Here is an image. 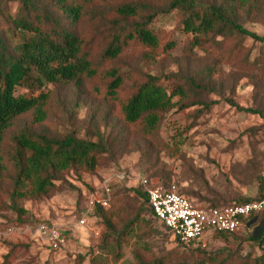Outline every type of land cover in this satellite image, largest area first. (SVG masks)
Here are the masks:
<instances>
[{
  "label": "rangeland",
  "instance_id": "374dc122",
  "mask_svg": "<svg viewBox=\"0 0 264 264\" xmlns=\"http://www.w3.org/2000/svg\"><path fill=\"white\" fill-rule=\"evenodd\" d=\"M196 1L203 7L220 0ZM124 2L146 3V15L156 14L164 7L160 0H118L106 4L90 0L89 6L107 11ZM10 6L15 12L17 3ZM259 11L258 16L243 18L240 23L264 37V5ZM181 18V13L171 12L154 19L163 41L174 44L166 53L158 52L154 62L144 56L146 48L137 43L127 46L116 61L124 83L115 99L105 97L108 80L100 74L83 80L80 88L49 85L45 89L52 98L50 115L45 123L31 127L33 132L53 138L73 134L80 139L101 140L106 152L98 157L101 166L96 171L64 173L51 193L18 203L25 214L17 211L9 199L13 176L8 173L0 180V264H135L134 253L146 260L161 258L165 264H252L260 256L246 236L256 234L258 227L264 228L261 217L254 219L245 232L239 229L227 239L209 231L203 235V244L192 249L175 244L161 222L142 213L132 226L134 233L122 240L121 257L117 260L111 248L101 247L107 232L101 217H91L87 227L75 229L87 198L99 192V180L111 168L133 180L126 183L127 188L137 187L134 180L138 177H153L163 187L174 185L177 193L199 207L230 206L237 199L257 196L256 178L264 176L263 121L256 114L238 111L227 101L244 109L260 110L264 115V86L256 85L252 80L254 73L248 69L253 62L264 63V44L233 36L216 37L218 44L209 41L202 47H191V35L179 26ZM92 26L84 18L66 28L83 40L91 57L97 60L103 43L93 37ZM110 66V62L101 64L98 71ZM146 75L157 77L168 91L176 81L182 84L191 79L209 89L200 101L215 105L200 115H196L199 106L197 111L190 105L176 106L163 115L158 135L151 143L142 136L139 124L127 125L121 115V105ZM23 92L16 89L15 94ZM28 118H21L18 127L28 126ZM5 143L6 150L12 148L9 136ZM110 205L106 212L116 210L118 228L134 219L139 210L145 212L148 208L132 191L123 188L114 190ZM41 223L65 232L67 245L50 251L25 231L29 225ZM9 228L14 233H8Z\"/></svg>",
  "mask_w": 264,
  "mask_h": 264
},
{
  "label": "trees",
  "instance_id": "16d2710c",
  "mask_svg": "<svg viewBox=\"0 0 264 264\" xmlns=\"http://www.w3.org/2000/svg\"><path fill=\"white\" fill-rule=\"evenodd\" d=\"M100 1L106 4L118 0ZM160 1L164 3L163 9L146 15L147 4L144 2H124L105 11L99 6L91 8L90 0H0V180L8 173L13 176L10 178L12 190L9 199L21 214H25L18 205L22 200L38 199L51 193L61 175L69 171H96L101 166L98 157L106 152L101 140L94 142L73 134L53 138L33 132L31 127L45 123L50 115L51 93L45 91L49 85L80 88L83 80H91L100 74L108 80L105 97L115 99L124 83V75L116 61L130 43L146 48L148 52L144 56L151 62L155 61L158 52L166 53L174 47L172 42L163 41L153 23L158 15L171 12L181 13L179 26L184 33L191 35V47H202L209 41L218 44L216 37L233 36L264 44L263 36L248 31L240 23L243 18L258 16L264 0H220L203 7L196 0ZM12 3H17L15 12H12ZM84 18L92 22L93 37L103 43L97 60L91 57L83 40L66 28V25L74 26ZM106 62L112 66L99 72V66ZM248 69L254 73L252 80L256 85L264 86V63L253 62ZM16 89L24 92L16 95ZM208 91L207 87L191 79L182 84L176 81L168 91L157 77L146 75L121 105L122 121L130 126L139 124L142 136L154 143L151 139L158 135L163 115L176 106L190 105L195 111L199 106L201 109L196 115L210 110L215 102L200 101ZM227 103L238 111L258 115L264 126V115L260 110L244 109L231 101ZM25 116H29L26 120L29 121L28 126L18 127V122ZM8 136L13 149L6 150ZM106 171L121 172L116 168ZM256 180L257 196L237 199L235 204L250 203L263 197L264 176H258ZM122 188L140 198L147 205V210H139L134 219L120 228L115 222L116 210L106 212L111 205L107 210L96 208L91 216L101 217L107 231L102 237L101 247L111 248L116 260L121 257L122 240L134 233L132 226L136 225L142 213H148L157 220L139 184L133 188H127L125 182L112 185L111 200L114 190ZM180 193L184 194L183 191ZM260 217L264 218V214L243 220L240 230L245 232L254 224L253 220ZM37 225L40 224L29 226ZM238 231L215 234L227 239ZM246 239L261 253L252 264H264V228H256V234L246 236ZM173 240L180 245L175 237ZM133 259L135 264H165L161 258L146 260L137 253L133 254Z\"/></svg>",
  "mask_w": 264,
  "mask_h": 264
},
{
  "label": "built area",
  "instance_id": "2783aa9c",
  "mask_svg": "<svg viewBox=\"0 0 264 264\" xmlns=\"http://www.w3.org/2000/svg\"><path fill=\"white\" fill-rule=\"evenodd\" d=\"M133 181L126 173L110 171L99 181V192H93L86 200V206L75 229L88 226L96 208L107 210L112 195V185ZM139 184L147 197L148 205L155 218L175 237L184 248L199 247L203 244V235L212 233H235L242 227L243 220L264 214V194L257 201L245 204H233L224 207H199L177 193L174 185L163 188L154 178L138 177ZM50 251H57L67 245L65 232L58 227L40 224L27 227ZM8 233H14L9 228ZM98 235L97 231H94Z\"/></svg>",
  "mask_w": 264,
  "mask_h": 264
}]
</instances>
